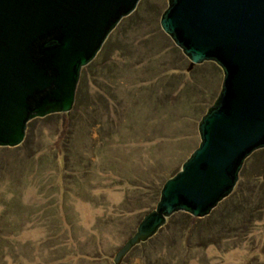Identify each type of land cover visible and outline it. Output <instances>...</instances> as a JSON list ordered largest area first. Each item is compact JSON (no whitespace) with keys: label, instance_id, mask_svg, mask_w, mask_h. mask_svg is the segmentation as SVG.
<instances>
[{"label":"rangeland","instance_id":"1","mask_svg":"<svg viewBox=\"0 0 264 264\" xmlns=\"http://www.w3.org/2000/svg\"><path fill=\"white\" fill-rule=\"evenodd\" d=\"M167 5L139 0L82 67L68 114L33 117L25 144L0 146V264H115L198 145L222 69L162 30ZM263 170L264 145L208 214L168 217L118 264H264Z\"/></svg>","mask_w":264,"mask_h":264},{"label":"water","instance_id":"2","mask_svg":"<svg viewBox=\"0 0 264 264\" xmlns=\"http://www.w3.org/2000/svg\"><path fill=\"white\" fill-rule=\"evenodd\" d=\"M138 1L0 0V146L20 144L33 117L73 108L82 67ZM159 23L191 62L215 61L222 83L198 122V145L115 264L174 212L208 214L235 186L245 156L264 145V0H168Z\"/></svg>","mask_w":264,"mask_h":264},{"label":"trees","instance_id":"3","mask_svg":"<svg viewBox=\"0 0 264 264\" xmlns=\"http://www.w3.org/2000/svg\"><path fill=\"white\" fill-rule=\"evenodd\" d=\"M184 54V53H183ZM185 55V54H184ZM186 56V55H185ZM187 57V56H186ZM188 58V57H187ZM189 59V58H188ZM70 111V110H69ZM69 111H66V112H53V114H55L56 116H65V115H67L68 114V112ZM50 115L52 114V113H49ZM48 116V115H47ZM32 120V119H31ZM31 120H29L28 121V123H27V127H26V132H25V137L23 138V141H22V143L21 144H25V141L27 142V140H28V135H29V128H30V125H31ZM31 129V128H30ZM17 147H19V144L18 145H16ZM161 185V184H160ZM160 185L158 186V188H157V192H156V196H158L159 195V191H160ZM157 199V198H156ZM241 208V207H240ZM237 209V211H240V212H237L236 211V215L237 216H240L241 215V212H242V210L241 209ZM175 214H180V215H183L185 218H186V220L188 221V220H190V219H192L193 217H195V216H193V215H191L190 213H188V212H184V211H176V212H174L173 214H171L169 217H171V216H173V215H175ZM226 220V219H225Z\"/></svg>","mask_w":264,"mask_h":264}]
</instances>
